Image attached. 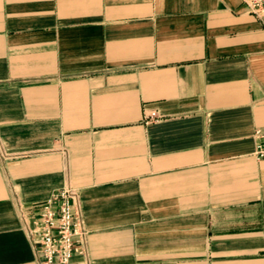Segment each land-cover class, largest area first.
<instances>
[{"label":"crops","instance_id":"crops-1","mask_svg":"<svg viewBox=\"0 0 264 264\" xmlns=\"http://www.w3.org/2000/svg\"><path fill=\"white\" fill-rule=\"evenodd\" d=\"M256 129L264 26L240 0H0V264H41L62 187L75 263L264 264Z\"/></svg>","mask_w":264,"mask_h":264},{"label":"built area","instance_id":"built-area-1","mask_svg":"<svg viewBox=\"0 0 264 264\" xmlns=\"http://www.w3.org/2000/svg\"><path fill=\"white\" fill-rule=\"evenodd\" d=\"M247 11L260 18L264 26V0H240ZM156 111L144 113V123L159 119ZM254 154L264 159V132L254 131ZM77 209V191L62 187L42 203L37 219L36 232L40 240L41 264H81L72 260L75 239L84 234V226Z\"/></svg>","mask_w":264,"mask_h":264}]
</instances>
